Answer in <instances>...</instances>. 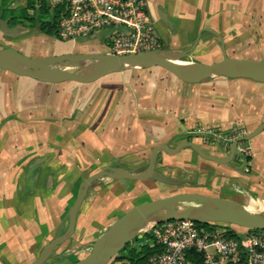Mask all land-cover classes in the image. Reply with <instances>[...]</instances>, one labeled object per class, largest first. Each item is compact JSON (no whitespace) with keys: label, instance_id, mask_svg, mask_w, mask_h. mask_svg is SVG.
<instances>
[{"label":"crops","instance_id":"1","mask_svg":"<svg viewBox=\"0 0 264 264\" xmlns=\"http://www.w3.org/2000/svg\"><path fill=\"white\" fill-rule=\"evenodd\" d=\"M147 2L162 47L183 51L200 35L192 61L202 62L206 55L222 60L223 44L231 57L244 51L264 59V0ZM31 33L30 28L19 34L0 29V39L10 47L49 37ZM91 41L102 40L68 41L65 53L103 52L87 44ZM263 122L264 83L249 78L187 83L154 66L111 73L91 83H48L0 68V264H30L64 232L88 176L110 166L141 172L158 145L176 147L189 138L198 143L194 138L208 128L228 133L241 127L250 133ZM246 142L252 153L247 160L235 154L229 163L218 164L186 147L176 155L161 151L157 161L164 158L178 170L203 174L211 186L225 182L242 196L264 200V130ZM220 147L221 153L206 152L226 157L230 148ZM111 180L104 181L105 196L101 186L89 189L76 231L61 245L64 250L91 247L107 229L99 232L97 226L105 215L99 199L114 205L123 195L117 191L130 179ZM61 251L57 248L55 254Z\"/></svg>","mask_w":264,"mask_h":264},{"label":"water","instance_id":"2","mask_svg":"<svg viewBox=\"0 0 264 264\" xmlns=\"http://www.w3.org/2000/svg\"><path fill=\"white\" fill-rule=\"evenodd\" d=\"M0 29L8 34H19L27 28L22 25L10 27L9 20H2L0 17ZM109 32L101 31L99 38L102 40ZM199 41L200 35L190 48L183 51L159 47L124 55L109 52H68L33 57L4 46L0 49V68L48 83L67 81L91 83L111 73L154 66L169 70L187 83H199L215 77L249 78L264 83V59L231 57L227 55L224 44V57L220 61L208 64L190 60ZM84 61L90 63L77 67L72 65ZM263 130L264 122L254 131L238 137L232 143L226 157L210 154L196 141L185 140L176 147L167 144L155 147L151 152L148 166L141 172L110 166L88 176L82 181L76 200L70 208L67 228L51 239L30 264H46L50 257L55 255L56 249L73 237L81 206L96 180L107 177L116 180L155 179L167 182L156 170L161 151L176 155L184 148L190 147L207 160L226 164L234 159L238 142L251 140ZM176 219H190L198 223L220 222L247 229L264 230V214L257 213L239 201L201 192H179L134 205L93 242L91 251L85 257L71 264H109L140 233L147 232L158 223Z\"/></svg>","mask_w":264,"mask_h":264},{"label":"built area","instance_id":"3","mask_svg":"<svg viewBox=\"0 0 264 264\" xmlns=\"http://www.w3.org/2000/svg\"><path fill=\"white\" fill-rule=\"evenodd\" d=\"M58 9L57 32L62 40H87L110 31L107 52L124 55L162 47L147 0H46ZM247 130L236 127L228 133L213 128L202 131L205 142L230 148ZM251 149L246 141L237 144L236 156L247 160ZM154 241L161 251L147 264H191L190 250L203 255L205 264H264V230L239 231L230 236L219 224L200 225L190 219H176L152 226ZM148 230V231H149Z\"/></svg>","mask_w":264,"mask_h":264},{"label":"rangeland","instance_id":"4","mask_svg":"<svg viewBox=\"0 0 264 264\" xmlns=\"http://www.w3.org/2000/svg\"><path fill=\"white\" fill-rule=\"evenodd\" d=\"M40 0H0V12L1 7L5 6L4 10L10 14V11L12 9L16 10L15 12H19L20 8L25 7L28 5L29 2L32 4L34 3L35 8L30 10V13H35L37 11V5ZM58 14V12L55 10V8L50 7V12L48 16H45L46 19H52L53 16ZM12 15V14H11ZM2 17V16H1ZM6 20L10 21V16L5 17ZM25 24L31 26V34L33 33H39L42 32L38 28L36 24H31L27 20H24ZM20 24L15 22H9L10 27H15ZM44 33V32H42ZM46 34V33H44ZM39 35V34H38ZM49 37L42 40L37 43H33L30 45H11L10 47L14 48L15 50L22 52L26 55L33 56V57H43L48 55H58L63 54L65 51L69 50V45L67 44L68 41L71 40H62L59 38L58 32L56 34H46ZM21 37V36H18ZM17 37V38H18ZM2 44H0V47H4L3 44L8 45L9 43L7 41H4L3 39H0ZM37 41V40H36ZM51 41H55L54 46L57 47H50ZM60 41V42H59ZM109 41H111V38L105 37L104 40L100 42L91 41L87 43L88 45H94V48L97 50H101L103 52H107V46ZM82 42V41H81ZM0 48V49H1ZM85 49H83L84 51ZM81 53V52H80ZM233 56L236 58H247V59H255L256 56L254 54H248L244 51L238 52V53H232ZM230 55V54H229ZM231 56V55H230ZM217 59V55H206L201 58L203 63H213L214 60ZM90 61H84V62H78L73 63L72 65L75 67L77 66H83L86 64H89ZM198 141V143L204 148L205 151L208 152H214V153H221L222 149L220 147V143L215 142H205L201 137L194 138ZM163 151L161 152V154ZM164 158L160 159V161H157L156 164V170L157 172L164 177L167 182L158 181L155 179H146V180H127L126 186L123 187L124 190L120 192L118 190V195L121 193L122 196L118 197L117 201L114 205L109 206L105 200L99 199V204L104 211V216H102L99 232L104 231V227L108 228L113 221H115L117 218H119L121 215H123L125 212H127L131 207L134 205H137L142 202L150 201L153 199H157L164 196H169L175 193L179 192H201L211 195L220 196L223 198H230L234 199L239 202H248V203H256L258 205L257 207H252L253 210L260 211L264 213V209L259 205V199H253L250 196H242V194L236 192L232 189H227V184L225 182H222V184H215L214 186H211L208 182H206L205 178H203V174L198 175L194 173H190L189 169L184 170H178L175 168V166H172L171 164L164 163ZM178 168V167H177ZM104 181H108L109 183H113L114 180H111L110 178H105V180H97L92 187L90 188L93 192H95L97 186H101L102 190L101 193L103 196H105L106 189H104ZM104 192V194H103ZM98 193V192H97ZM120 193V194H119ZM105 211H107L105 213ZM227 225V224H226ZM220 227H223L224 229H233L234 232L243 231L242 227L236 226V225H230L228 228L225 225H219ZM149 229V228H147ZM146 231V229L144 230ZM144 233V232H142ZM141 234V233H140ZM139 234V235H140ZM134 245V242L132 243ZM64 245V244H63ZM64 247V246H63ZM62 246H59V250L61 251L63 249ZM91 247L89 246H83L79 245L75 247V249L70 250H62L61 252H58V258L57 255H53L52 258L46 263V264H71L73 262L78 261L79 259L85 257L90 251ZM73 250V251H72ZM66 257V258H65Z\"/></svg>","mask_w":264,"mask_h":264},{"label":"trees","instance_id":"5","mask_svg":"<svg viewBox=\"0 0 264 264\" xmlns=\"http://www.w3.org/2000/svg\"><path fill=\"white\" fill-rule=\"evenodd\" d=\"M1 4V3H0ZM5 6L1 7L0 15L2 19L5 17L10 16L9 22L18 23L26 28H30V25H27L24 20H27L31 24H36L40 31L46 34H56L57 32V22L59 11L55 9L58 14L52 17V19H46L45 16H48L50 12V6L47 4L46 0H40L37 5V11L35 13H30L31 9L35 8L34 3H28L23 8L19 9V12H15L16 10L12 9L10 14L4 10ZM12 14V15H11ZM192 140V138H189ZM211 223H199L200 225L209 226ZM222 226H226L228 228L231 224L228 223H216ZM227 224V225H226ZM240 227V226H239ZM243 231L251 232L255 229H247L243 228ZM228 234L230 236H237L241 237V234L238 232H234L233 229H229ZM134 242V245L132 244ZM161 251V247L157 245L154 241V234L152 230L147 232L141 233L135 239H133L127 246L115 257L114 261H123L127 260L129 264H147L149 257L155 253ZM188 258L191 261V264H205L202 253L196 250H190L188 253Z\"/></svg>","mask_w":264,"mask_h":264},{"label":"bare ground","instance_id":"6","mask_svg":"<svg viewBox=\"0 0 264 264\" xmlns=\"http://www.w3.org/2000/svg\"><path fill=\"white\" fill-rule=\"evenodd\" d=\"M259 205L262 207V209H264V200L259 199ZM256 212L259 213V214H264V213H262L260 211H256Z\"/></svg>","mask_w":264,"mask_h":264}]
</instances>
